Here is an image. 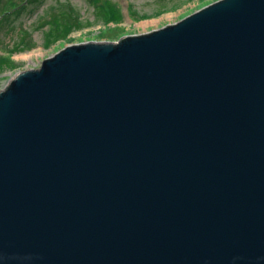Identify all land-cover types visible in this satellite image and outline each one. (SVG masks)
Wrapping results in <instances>:
<instances>
[{
	"label": "water",
	"instance_id": "water-1",
	"mask_svg": "<svg viewBox=\"0 0 264 264\" xmlns=\"http://www.w3.org/2000/svg\"><path fill=\"white\" fill-rule=\"evenodd\" d=\"M0 264H264V0L15 72Z\"/></svg>",
	"mask_w": 264,
	"mask_h": 264
},
{
	"label": "rangeland",
	"instance_id": "rangeland-1",
	"mask_svg": "<svg viewBox=\"0 0 264 264\" xmlns=\"http://www.w3.org/2000/svg\"><path fill=\"white\" fill-rule=\"evenodd\" d=\"M159 1L98 0L105 7L108 2L112 3L121 14L120 21L114 19L108 22L104 10L101 12L98 8L100 5L92 0H0V55L6 54L15 44L26 47L9 55L16 63V68L0 70V89L15 72L39 67L43 59L67 44L117 41L124 35L147 33L176 23L216 0H190L175 9L155 13L159 10ZM22 5L25 8L11 13L9 19H2V12L19 10ZM129 9L134 10L133 16L129 14ZM140 14L147 17L140 18ZM48 37L57 40L45 46Z\"/></svg>",
	"mask_w": 264,
	"mask_h": 264
},
{
	"label": "trees",
	"instance_id": "trees-1",
	"mask_svg": "<svg viewBox=\"0 0 264 264\" xmlns=\"http://www.w3.org/2000/svg\"><path fill=\"white\" fill-rule=\"evenodd\" d=\"M97 1H98V0H92V2H95V3L99 4ZM160 1H161V2H160ZM160 1H159L160 3L158 4V8H159V10L156 11L155 13H161L162 11H165V10H172V9H175V8H177L178 6H180L181 4H183V3H185V2H188V1H190V0H170V1H167V0H160ZM99 5H100V4H99ZM17 7H18V6H17ZM128 7H130V4L128 5ZM22 8H25V5H22L21 7H19V10H18V9H17V10H15V9L13 10V9H12L11 11H8V12H2V13H3V15H2V19H9L11 13H14L15 11L19 12ZM98 8L100 9L101 12L104 10V15H105V16H108V17L105 18L106 20H108V22H110V21H114V19L117 20L116 22L120 21V19H121V14H120L119 10H118L116 7L113 6L112 3L108 2V3L106 4V7L100 5V7L98 6ZM100 11H99V12H100ZM129 11H130L129 14H130L131 16H133L134 13H135L134 10H133V9H132V10L129 9ZM101 12H100V13H101ZM113 14H115V15H113ZM139 17H140V18H146L147 15H145V14H140ZM2 19H1V20H2ZM77 25H78V27H80V22H79V21H78ZM67 34H68V33H67ZM67 34H66V35H67ZM56 40H57V39H56ZM56 40H54L52 37H51V38L48 37V38H47V41L44 43V45H45V46H49L52 42H54V41H56ZM26 46H28V44H26ZM21 48L24 49V48H26V47H24V46L21 47L20 44H15V45L12 46L11 49H8V50H7V53H6V54H4V55H0V70H4V69L14 70V69L16 68V63H15L13 60H11V59L9 58V55H10L12 52L20 51Z\"/></svg>",
	"mask_w": 264,
	"mask_h": 264
}]
</instances>
